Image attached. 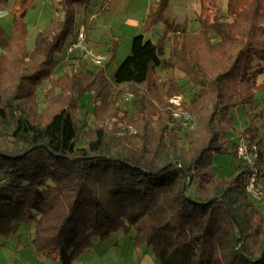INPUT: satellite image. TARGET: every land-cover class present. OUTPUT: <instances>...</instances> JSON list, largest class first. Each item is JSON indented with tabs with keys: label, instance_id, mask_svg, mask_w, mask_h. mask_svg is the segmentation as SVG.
<instances>
[{
	"label": "trees",
	"instance_id": "trees-1",
	"mask_svg": "<svg viewBox=\"0 0 264 264\" xmlns=\"http://www.w3.org/2000/svg\"><path fill=\"white\" fill-rule=\"evenodd\" d=\"M91 2L59 0L61 17L36 33L32 47L24 11L14 9L10 34L0 27V237L23 244L29 234L33 250L58 264H73L93 239L118 232L134 248L147 247L154 264H264V209L245 191L247 169L239 162L214 177L210 168L214 153L235 155L236 142L226 146L234 138L262 145L253 123L235 135L231 114L253 107L255 91L264 89L255 81L264 71V41L253 45L264 30L262 0L236 10L227 0L225 14L219 0H202L198 29L179 36L168 61L171 25L159 0L143 23L144 33L163 23L156 41L133 36L109 74L115 42L103 67L86 68L76 56L54 77L77 8ZM167 67L182 71L186 83L158 82L156 70ZM43 81L50 85L39 110ZM127 94L132 118L119 107ZM173 96L197 115L196 129L173 119ZM261 114L247 115L253 122Z\"/></svg>",
	"mask_w": 264,
	"mask_h": 264
},
{
	"label": "rangeland",
	"instance_id": "rangeland-1",
	"mask_svg": "<svg viewBox=\"0 0 264 264\" xmlns=\"http://www.w3.org/2000/svg\"><path fill=\"white\" fill-rule=\"evenodd\" d=\"M18 1L19 0H5L0 4V10H2L3 13L2 15H0V25L5 33L10 34L12 27L13 9H17L19 13L21 11H24L22 19L27 24L29 34L26 45L28 47H32L36 33L51 24L53 20L61 17V12L55 10V7H57L59 0H26L23 5H21V1ZM147 1L149 2L150 0H92L90 5L86 8H77L73 31L67 35L62 50L55 54V58L59 61V63L54 69L53 76L59 77L65 71L68 72L69 66L67 64L71 60L73 62H77L76 58H73L76 56L81 57L82 63L86 66V68L92 70L99 68L91 65L89 59L84 53H65L66 46L72 39V36L76 32L77 26L80 23L85 22L86 25L85 46L97 53L104 55L107 58L104 64L109 61L112 49L109 31L113 28H116L117 30L119 26L118 29L121 30L122 35L116 33L114 34L115 38L118 39V43L116 44L115 58L107 65V74H109L112 69L116 65H118L128 54L130 50L131 38L133 36L143 33L145 38L151 37L154 41H156L161 34V29L163 26L162 22L158 23L156 29L152 33H144L143 27L140 26L142 25L140 22L143 17H145V13L147 12L146 10H148L146 8ZM220 1L222 4V12L225 14L227 11V0ZM230 1L231 7L233 8L232 10H236L238 7L245 4L248 0ZM203 11L204 8L202 0H182L181 6H179V4L175 6L173 4H170L169 0H166V5L162 11L161 18L162 21H168L171 25V28L168 34V39L165 42L164 52L162 55L163 59L168 61L170 53L174 46L179 43V36L182 33L196 32L199 27V21L201 19ZM259 24H263L262 17L259 20ZM87 30L89 46L87 45ZM262 41H264V31L259 30L253 40V45L258 46ZM155 75L157 81L160 83L166 77L172 78L178 84L184 85L186 83V79L183 76L182 71L177 68L167 67L163 69H157ZM49 85V81H43V83L35 92V101H37L36 103L38 104L39 110L40 107H42V91L48 88ZM184 88H190V84H186ZM180 97L182 98V101L183 99L185 100L183 96ZM87 98L88 95H85L83 101L81 102L82 106H84ZM119 107L126 110L127 116L129 118L133 117L131 98L128 94L125 96L124 100L119 102ZM250 110L253 112L262 110L261 117L252 122L247 115ZM231 114L233 117V128L235 129L233 133L235 135L252 123L258 127L259 137L261 138L262 143L261 147L263 146L262 149L260 147V151L262 159V169L264 171V89L258 88L255 91V102L253 104V107H250L249 105L237 106L236 108L231 110ZM196 127L194 129H196ZM236 140L237 139L234 138L233 140L227 142V148L231 149L232 144L235 143ZM238 165L239 161L237 160V158H234L233 154L214 153L212 155L210 168L211 173L214 177L227 176L234 170L233 167H236ZM193 187L194 185L190 186L189 190L192 191ZM261 187H263V184ZM260 192L261 188L259 189V192L256 196H251V199L256 204H258L260 209H264V192H262L261 195ZM25 229V227H22L21 231H24ZM28 232L30 234L32 233V227H30ZM121 234L122 233L120 232L115 233L111 236V238H113V240H115L116 237L122 238ZM22 239L24 241L23 244L26 243L28 245L24 246L23 244H18L14 236L9 238L0 237V264H58L52 258L46 256L45 254L33 250L32 246L28 243V241L30 240L29 234L23 235ZM125 239L127 240V242L129 241L127 238H124V240ZM100 242L101 241L98 238L93 239V245L96 250L100 248ZM142 248L145 250L147 249V247L145 246L137 248L139 254H141ZM119 250H122L126 261L131 264V260L127 258V255L135 254L136 248H134L131 243H126L121 244ZM83 254V258L86 256H90V253ZM93 257L94 260H97L99 258L97 254H94ZM136 263H138L137 260L134 262V264Z\"/></svg>",
	"mask_w": 264,
	"mask_h": 264
},
{
	"label": "built area",
	"instance_id": "built-area-1",
	"mask_svg": "<svg viewBox=\"0 0 264 264\" xmlns=\"http://www.w3.org/2000/svg\"><path fill=\"white\" fill-rule=\"evenodd\" d=\"M86 25L85 22L77 26V30L72 36L65 49L66 54L81 52L84 53L89 62L94 67L103 66L106 57L86 45ZM172 109L173 119L180 122L186 129L193 130L197 126V115L181 107L182 98L173 96L169 99ZM235 155L238 161L247 169L245 180V191L250 196H256L261 188L260 174L262 173L261 151L256 142H250L245 138H238L235 144Z\"/></svg>",
	"mask_w": 264,
	"mask_h": 264
},
{
	"label": "crops",
	"instance_id": "crops-1",
	"mask_svg": "<svg viewBox=\"0 0 264 264\" xmlns=\"http://www.w3.org/2000/svg\"><path fill=\"white\" fill-rule=\"evenodd\" d=\"M3 1H5V0H3ZM158 1L159 0H150L149 2L147 1L146 8L148 10H146L147 12L145 13V17H143V19L141 20L140 23L142 25H140V26L143 27L144 20H145L147 14H148L150 8L152 6H154ZM176 1L179 4V6H181V1L182 0H169L170 4H173L175 6L178 5L176 3ZM262 5H263V11H262V16L261 17H262L263 24H259V25H261L264 28V0H262ZM14 9H13V11H14ZM2 14H3L2 13V10H0V15H2ZM0 27H1V25H0ZM109 28H111V27H109ZM118 28H119V26H118ZM118 28H117V30H116V28H113V29H110V31H109V34H110V37H111L112 46H113V43L114 42L116 44L118 43V39L115 38V35L114 34L116 33V34L122 35L121 30L118 29ZM88 40L89 39H88V30H87V45L89 44L88 43ZM255 81H256V84L257 85L264 84V71L262 73H260V74L257 75ZM258 138L261 140V138L259 137V130H258ZM262 147H261V149H262ZM233 156L236 159L235 155H233ZM234 168L235 167H233V169ZM121 236H122V238L116 237L115 240H113V238H110L107 241H104V242L101 241L100 244H99L100 245V248L98 250H96L94 248V245H93L90 250H88V251L85 252V253H88V254L90 253V256L89 257L86 256V257L83 258L84 254H82V255L79 256V258L77 260L74 261L73 264H129L126 261V258L123 255L122 250H119V249L121 247V244H126V243L127 244H130V242L129 241L127 242L126 239L124 240V238H126V237H124L122 234H121ZM137 250L138 249L136 248L135 254H131V255L128 254L129 256L127 255V258L131 260V264H134V262L136 260L138 262L136 264H154L153 263V259H152V255L149 252V249L148 248L146 250L142 248L141 249V254H139V251H137ZM94 254H97V256L99 257L97 260H94V257H93Z\"/></svg>",
	"mask_w": 264,
	"mask_h": 264
}]
</instances>
